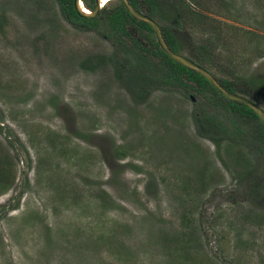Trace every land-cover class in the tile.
Listing matches in <instances>:
<instances>
[{
	"label": "rangeland",
	"instance_id": "rangeland-1",
	"mask_svg": "<svg viewBox=\"0 0 264 264\" xmlns=\"http://www.w3.org/2000/svg\"><path fill=\"white\" fill-rule=\"evenodd\" d=\"M195 9L209 19L184 23V54L212 43L214 75L247 96L264 79V0ZM106 28L72 24L58 0H0V153L15 178L0 192V264H264V223L247 218L264 220L259 151L240 144L251 172L238 166V144L198 126L205 97L180 84L132 93L112 58L131 54ZM94 56L105 62L83 67Z\"/></svg>",
	"mask_w": 264,
	"mask_h": 264
},
{
	"label": "trees",
	"instance_id": "trees-1",
	"mask_svg": "<svg viewBox=\"0 0 264 264\" xmlns=\"http://www.w3.org/2000/svg\"><path fill=\"white\" fill-rule=\"evenodd\" d=\"M58 1L65 18L72 22V24L87 29H97L104 22L107 26V31H103V35L109 39L114 37L121 44L125 45V50H128L131 56H125L123 59H120L117 56V52L116 56L113 55L112 58L114 60L113 63L117 66V77L130 85L132 93L142 98L152 89L159 86L180 84L188 89L189 93L190 91L191 93L197 92L204 96L207 102L203 103L201 110L197 114V120H199L197 123L202 130V134L216 144H220L222 140L226 139H231L232 143H237L238 145L231 150L234 161L238 166L244 167L246 171L249 172H251V160L239 145H245L249 148V151L253 153L259 151L262 156L260 165L261 172L258 175L259 181L253 185V188H255V193L261 192L262 190L264 191V123L252 108L241 102L225 98L201 73L173 60L161 49L153 27L148 22L133 17L120 0H116L117 3L111 8H108V5L103 6L98 16L94 19L81 18L74 7V0ZM83 1L89 9L95 8V0ZM129 1L142 12L144 8H148L147 14L160 25L170 48L183 55H185L184 48L187 45L186 40L182 38L179 31L184 29L185 22H189L190 20L191 23L194 20L197 24H200V22L203 23L209 19L204 12L195 9V6H202L203 0ZM168 1H171L174 5L173 10H169L172 9V7L167 3ZM130 27H133V31L130 30ZM137 32L140 33L142 40L137 36ZM245 33L254 34L248 31ZM124 36L132 40V45L137 50L133 46L132 48L128 47ZM245 40L249 45H253L251 49L257 52V56L259 53H261L259 55L262 56V48L259 47V42H255V40L249 38ZM202 44L203 45L197 51L193 49L189 55L186 56L205 67L213 74H216L210 67L212 62L209 59V53L211 54L212 47L210 46H212V43ZM92 59L93 60L87 65L83 63V67L93 71L96 65L105 62L104 56L100 58L94 56ZM217 77L220 83L228 90L233 92L239 91L236 87L235 80L232 81L218 76V74ZM245 84H247L249 88L247 90V96L255 99L257 101L256 103L261 105L264 109V79H251ZM222 113L230 120L233 126L232 131H228L227 121L222 119ZM118 155H124V153L119 152ZM1 156L2 154L0 153V192H3L11 188L15 178L7 168V159L4 160ZM261 175L262 178L260 180ZM200 176L202 177L203 183L206 182L203 173ZM184 185L189 191L188 193L192 194L187 182H184ZM247 218L251 222L261 223L260 225L264 223V220L261 221L258 215H249ZM184 219H188L186 214L184 215ZM187 221L190 222V220Z\"/></svg>",
	"mask_w": 264,
	"mask_h": 264
},
{
	"label": "water",
	"instance_id": "water-1",
	"mask_svg": "<svg viewBox=\"0 0 264 264\" xmlns=\"http://www.w3.org/2000/svg\"><path fill=\"white\" fill-rule=\"evenodd\" d=\"M120 2L124 4L128 12L133 17L137 18L138 20L148 22L153 27L155 31L156 39L161 49L164 52H166L173 60L201 73L212 84V86L216 88L225 98L232 101L241 102L252 108L259 115L260 119L264 123V109L261 105L257 104L247 96L228 90L220 83V81L212 72H210L205 67L201 66L191 58L187 57L186 55L177 53L174 50H172L163 35L160 25L156 22L155 19H153L149 14L138 10L135 6L132 5V3L129 0H120ZM84 6L85 4L83 0H74V7L76 9V12L81 18L94 19L98 16L101 8L103 7V1L95 0V8L94 9L88 8L89 12L85 11Z\"/></svg>",
	"mask_w": 264,
	"mask_h": 264
},
{
	"label": "bare ground",
	"instance_id": "bare-ground-1",
	"mask_svg": "<svg viewBox=\"0 0 264 264\" xmlns=\"http://www.w3.org/2000/svg\"><path fill=\"white\" fill-rule=\"evenodd\" d=\"M103 1V6H105V5H107L110 1H112V0H106V2H105V0H102ZM85 7V11L86 12H89V9H88V7H86V5L84 6Z\"/></svg>",
	"mask_w": 264,
	"mask_h": 264
},
{
	"label": "snow or ice",
	"instance_id": "snow-or-ice-1",
	"mask_svg": "<svg viewBox=\"0 0 264 264\" xmlns=\"http://www.w3.org/2000/svg\"><path fill=\"white\" fill-rule=\"evenodd\" d=\"M105 2H106V0H105Z\"/></svg>",
	"mask_w": 264,
	"mask_h": 264
},
{
	"label": "flooded vegetation",
	"instance_id": "flooded-vegetation-1",
	"mask_svg": "<svg viewBox=\"0 0 264 264\" xmlns=\"http://www.w3.org/2000/svg\"><path fill=\"white\" fill-rule=\"evenodd\" d=\"M192 98V97H191Z\"/></svg>",
	"mask_w": 264,
	"mask_h": 264
}]
</instances>
